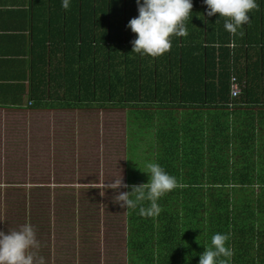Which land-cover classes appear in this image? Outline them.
I'll use <instances>...</instances> for the list:
<instances>
[{
	"label": "trees",
	"instance_id": "1",
	"mask_svg": "<svg viewBox=\"0 0 264 264\" xmlns=\"http://www.w3.org/2000/svg\"><path fill=\"white\" fill-rule=\"evenodd\" d=\"M105 3L106 8L97 7L93 11L95 23L94 27L90 24V39L86 37V34L84 39L83 24H86V21L83 20H87V16L84 17L81 13L80 50L83 52L88 46L93 48L95 45L96 60L100 55L106 57L103 66L99 63L95 66L96 78L92 82V87L95 83L99 90L102 89L100 84L107 86L104 92L109 94L111 102L127 105L128 112L132 113V117L129 116L127 120L129 167L126 184L128 188L132 190L134 186L148 183L147 165L157 163V156L150 152V149L157 143L154 133L156 127L153 124H139V119L137 121L133 119L137 106L140 108L146 106L144 107L146 109L156 106L163 108L176 106L177 110L200 106L208 109V118H216L221 114L225 116L229 114V109L235 108L238 103L253 106L252 108L255 109L260 108V111L263 112L264 0H256L257 7L249 13V23L238 29L235 35L224 29V20H218L219 14L207 17L203 0H192V13L185 21L186 29L192 27L189 30L191 36L188 37L187 33L184 37H175V40L172 37L171 48L166 54L156 58L145 56L144 59H141L139 57L138 60H135L136 53L131 52V41L135 39V34L127 27L130 19L134 18H131L133 13L114 8L116 7V5L113 6L114 0H105ZM93 12L90 20L93 18ZM137 15L138 13H136ZM193 23H196V30ZM92 33L95 34L94 37H92ZM186 37L189 40L193 38L192 42L186 44ZM94 39L95 44L93 43ZM230 41H234V47L226 46ZM148 62H151V65H148ZM233 78L239 84L241 95L233 100V105L230 106ZM96 96H98V92L95 93ZM210 110L217 111V114ZM140 115H142L141 112ZM251 115H255V113L248 114V116ZM254 120L255 118H248V121ZM135 127L139 131L137 134L131 133V129ZM207 128L208 132L214 129L212 125H208ZM252 128L253 124L247 127L246 133ZM181 130L182 128L177 129V132L180 133ZM177 132L174 133V136H178ZM224 134L226 133L223 131V136ZM134 141H136L137 148L140 144L143 152H149H145L147 155L143 157L147 160L146 162L138 158L130 160V150L135 147ZM180 141H182V137L177 138V142ZM218 143L219 141L214 142L207 147L205 156L201 157V167L196 170L185 173L180 169L177 170L178 166L172 165L173 173L170 175L176 178L177 186L159 199L160 212L158 215L152 216L150 226L162 230L168 222L165 217H172L168 219L177 221L180 220L179 215L187 213L185 215L188 217H184L180 221V238L182 245L187 243L194 245L191 253L196 252L197 257L207 247V218L213 227L212 235L226 233L229 226L230 229H233L234 235L242 236L237 241L235 238H231L232 250L234 249L232 255H235L231 259V264H246L247 253L244 254V257H240L241 259L238 258V255L251 248L248 240H243L245 234L261 235V248L259 245L254 247L259 251L261 249V253L264 254V226L260 225V229L263 231L260 234L247 229L251 226L250 224L253 226L260 223L258 218L260 215H264V186H261L262 194L255 198L257 191L255 186H240L241 178L237 181L232 180V176L235 178L234 176L238 174L239 170L236 168L235 173L232 174L230 164H226L230 159L228 140L223 137V144L217 145ZM135 151L141 152L138 149ZM221 153L222 156H219ZM177 154L179 155L180 151ZM158 159L161 158L158 157ZM261 174L263 175V173ZM130 198L135 199V194H132ZM144 206L148 207V202L139 201L136 208L128 210V215L134 218L133 230L128 235L129 261L131 258L138 262L139 243L147 246L148 243H154L155 239L161 237H157L156 232L147 234L149 230L145 219L137 220L139 218L137 215L141 216L140 207ZM165 213H170L172 216L165 215ZM31 216L29 218L33 220L35 215ZM43 217V215H37L35 221L41 224ZM190 227L194 228L193 233L184 231ZM137 239L139 241H136ZM193 262L190 261V264ZM184 264L187 262L185 261ZM228 264H230V260Z\"/></svg>",
	"mask_w": 264,
	"mask_h": 264
},
{
	"label": "crops",
	"instance_id": "2",
	"mask_svg": "<svg viewBox=\"0 0 264 264\" xmlns=\"http://www.w3.org/2000/svg\"><path fill=\"white\" fill-rule=\"evenodd\" d=\"M115 5L114 8L127 12L128 7L137 4L136 0H114ZM97 7L106 8L105 0H70L67 10L61 7V0H0V170L5 171L13 165L11 159L16 152L23 155L26 163L23 164L30 167L33 158L45 155L43 151L51 143L54 147L51 156L55 158L56 167L66 156L76 158L77 143L70 141L80 137L82 127L90 131L89 127L84 126L89 120L81 117V114L95 117L96 110L123 109L112 102L110 105L96 103L95 93H105L107 86L100 84L102 89L99 90L93 83L92 87L96 78L95 66L98 63L103 66L106 57L100 55L96 60L95 45L93 48L88 46L83 52L80 50L81 13L87 16V20H83L86 21L83 24L84 39L85 34L90 39V24L94 27L93 11ZM92 12L93 18L90 20ZM134 12L138 13V10ZM193 26L196 30V23ZM191 28L187 29L188 37L191 36ZM92 34L94 37L95 34ZM192 40L186 37V44ZM139 57L145 58L136 53L135 60ZM144 107L137 106L133 117L144 118L146 120H142V123L156 127L154 133L157 143L150 152L157 156V163L162 168L174 165L185 173L196 170L201 167V157L205 156L207 147L218 141L217 145H222L225 137L229 143L228 164L239 162L240 167L251 158L261 166L260 173L264 176V155H257L259 150L264 151V108L261 112L260 108L238 103L235 108L229 109V114L208 118V109L200 106L179 110L176 106ZM210 111L217 114V111ZM170 113L175 117L171 118ZM253 113L255 115L248 116ZM248 118L255 120L248 121ZM251 124L253 128L246 133ZM208 125L214 127L213 131L208 132ZM257 125L261 131L258 133L257 129L251 135ZM181 128L178 133L177 129ZM223 131L226 133L224 136ZM175 132L178 136H174ZM176 137H182V141L178 143ZM252 149H257V152H250ZM127 157L128 154L125 157L126 170L129 167ZM35 161L34 164L37 163ZM204 162L207 163L206 160ZM240 181V186H264V181L255 178L247 182ZM0 186L9 187L10 183H0ZM143 217L145 215L139 218ZM250 225L247 228L249 231L257 234L264 231L260 229L264 223Z\"/></svg>",
	"mask_w": 264,
	"mask_h": 264
},
{
	"label": "rangeland",
	"instance_id": "3",
	"mask_svg": "<svg viewBox=\"0 0 264 264\" xmlns=\"http://www.w3.org/2000/svg\"><path fill=\"white\" fill-rule=\"evenodd\" d=\"M128 10L133 13L132 17H136L134 10H137V5L128 7ZM96 103L110 105L109 94L102 93L96 96ZM118 104L123 108L121 111L96 110L95 117L91 114L89 116L81 114V117L89 120L84 126L89 127L90 131L82 127L80 137L70 141L77 143L78 148L75 149L77 159L66 156L59 164L57 163L56 167L55 158L51 156L54 151L51 143L44 149L45 155H36L33 160H38L35 161L37 163L34 164L33 161L28 167L23 164L25 163L23 155L16 152L11 159L13 165L5 171L0 170V183H10L9 187L0 186V231L7 232L9 228L15 230L25 223H31L40 244L38 254L44 257L45 264H141L140 261H146L143 264H184L185 261L187 264H190V261L199 264L196 252L191 253L194 245L192 243L182 245L180 238V221L188 217L185 215L187 213L179 215L180 220L177 221L168 219L172 217H165L168 222L162 230L150 226L152 216L145 215L142 219H137L140 221L145 219L147 229L156 232L157 237H161L155 239L154 243H148L147 246L139 243L138 262L131 258L129 261L128 235L133 230L134 218L128 215L129 209L122 207L116 196L119 192L131 191L126 185L125 168V157L129 152L126 143L129 135L127 120L129 116L131 117V113L126 110L125 104ZM170 115L171 118L175 117L172 113ZM133 119L137 121L141 118L134 115ZM83 123L84 121L81 122ZM257 129L258 133L261 131L257 125L251 135L256 133ZM137 132V127L131 129V133ZM134 144L136 147V141ZM133 148L130 150V160L138 158L146 162L143 157L147 154L146 151L143 152L142 146L138 144V148L136 147L141 151L140 153ZM145 149L147 150L146 143ZM39 151L40 149L37 150ZM250 152L255 153L257 149H252ZM263 153L264 151L259 150L257 155L263 156ZM238 163H229L232 174L235 173L236 168L239 170L235 178L231 175L232 180L241 178L242 182H247L246 180L255 178L257 181H264V176L260 173L261 166L251 158L248 159L247 164L240 167ZM163 169L168 174L173 173L172 165H165ZM112 179H122L124 186L119 192L107 187ZM255 190H257L255 193L257 198L263 191L261 186H255ZM31 215H35L33 220L29 218ZM37 215L44 216L41 224L35 221ZM165 215L172 216L170 213ZM258 219L260 223H264V215H260ZM207 220V247H210L213 227L210 220L208 218ZM192 223L195 224L194 221ZM193 229L190 227L184 231L193 233ZM224 234L229 237L227 247L234 252L230 244L231 238L237 241L242 236L234 235L233 229L229 226ZM260 236L245 234L243 240L247 239L251 248L238 255V258L244 257L247 253L246 264L263 263L264 254L261 253V249L259 251L254 247L261 246ZM234 256L229 259L230 264Z\"/></svg>",
	"mask_w": 264,
	"mask_h": 264
},
{
	"label": "clouds",
	"instance_id": "4",
	"mask_svg": "<svg viewBox=\"0 0 264 264\" xmlns=\"http://www.w3.org/2000/svg\"><path fill=\"white\" fill-rule=\"evenodd\" d=\"M69 3L70 0H61V7L67 10ZM136 4L138 15L127 24L136 37L131 41V52L160 57L170 50L173 36L187 35L185 21L192 13V0H136ZM203 4L207 17L219 14L218 20L223 19L224 29L233 35L249 23V13L257 7L256 0H203ZM226 46L234 47V41ZM147 168L148 183L134 186L131 192H119L124 186L122 179L110 180L107 187L119 192L116 197L126 209L136 208L139 201H147L148 207H140V214L153 216L160 212L159 199L172 191L177 181L158 163H149ZM132 194H135V199L130 198ZM228 238L227 234H213L211 246L199 254V264H228L233 254L227 247ZM39 248L31 223H25L15 230L9 228L7 232L0 231V264H45L44 257L38 254Z\"/></svg>",
	"mask_w": 264,
	"mask_h": 264
},
{
	"label": "built area",
	"instance_id": "5",
	"mask_svg": "<svg viewBox=\"0 0 264 264\" xmlns=\"http://www.w3.org/2000/svg\"><path fill=\"white\" fill-rule=\"evenodd\" d=\"M231 96H230V103L229 105H233V100L238 98L241 95V89L239 87V84L237 83V80L235 78L232 79V84H231Z\"/></svg>",
	"mask_w": 264,
	"mask_h": 264
}]
</instances>
